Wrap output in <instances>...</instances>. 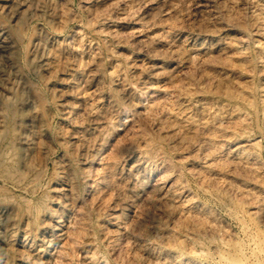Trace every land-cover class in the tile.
<instances>
[{"label":"rangeland","instance_id":"obj_1","mask_svg":"<svg viewBox=\"0 0 264 264\" xmlns=\"http://www.w3.org/2000/svg\"><path fill=\"white\" fill-rule=\"evenodd\" d=\"M44 263L264 264V0H0V264Z\"/></svg>","mask_w":264,"mask_h":264},{"label":"bare ground","instance_id":"obj_2","mask_svg":"<svg viewBox=\"0 0 264 264\" xmlns=\"http://www.w3.org/2000/svg\"><path fill=\"white\" fill-rule=\"evenodd\" d=\"M20 9H21V8H20ZM13 12H14V11H13ZM21 12H22V11H21ZM21 12H20V15H21ZM16 13L18 14V13H19V10H18ZM15 16L17 17V15H15ZM16 17H15L14 19H16ZM17 19H18V18H17ZM17 19H16V20H17ZM56 85H58V84L56 83ZM64 183H65V182H64ZM64 183H62V184H64ZM67 184H68V183H67ZM70 185H71V184H69V186H70ZM63 187H64V185H63ZM63 187H62V188H63ZM66 187H67V186H66ZM66 187H65V188H66ZM62 188H61V189H62ZM66 189H67V188H66ZM63 190H64V189H63ZM51 213H52V212H51ZM45 214H49V215H50V212H49V211H46L44 214H42V216L45 217V216H46ZM44 217H43V218H44ZM57 221L59 222L58 219H57ZM55 223H56V222H55ZM56 224H58V223H56ZM61 226H62V225H61ZM56 227H57V226H56ZM44 229H45V227H44ZM56 229H57V228H56ZM34 230H35V229H34ZM39 230H40V229H39ZM46 230H48V229H46ZM26 232H27V231H26ZM26 232H24V233H26ZM42 232H43V231H42ZM46 232H47V231H46ZM36 234H37V233H36ZM38 235H39V234H38ZM40 235H41V234H40ZM44 235H46V234L44 233ZM23 236H24V235H23ZM46 236H47V235H46ZM34 237H35V236H34ZM28 238H29V237H28ZM17 240H18V239H17ZM23 240H24V238H23ZM25 240H26V239H25ZM25 240H24V241H25ZM38 240H39V239H37V243H39ZM19 241H20V240H19ZM24 241H23V242H24ZM27 241H28V240H27ZM40 241H41V240H40ZM37 243H36V244H37ZM24 244H26V247H27V243L24 242ZM24 244H23L22 246H24ZM28 244H29V243H28ZM39 244H40V243H39ZM29 245H30V244H29ZM37 247H38V246H37ZM40 247H41V246H40ZM16 248H17V247H16ZM37 249H38V248H37ZM35 250H36V249H35ZM42 252H43V254H44L45 250H43ZM15 253H16V252H15ZM24 253H25V250H24ZM34 253H35V252H34ZM45 253H47V252H45ZM47 254H48V253H47ZM28 255H29V254H27V256H28ZM30 255H31V254H30ZM21 256H22V255H21ZM45 256H46V254H45ZM48 256H49V255H48ZM24 257H25V256H24ZM46 257H47V256H46ZM47 258H48V257H47ZM47 261H48V260H47ZM45 262H46V261H45ZM44 264H45V263H44ZM46 264H47V263H46Z\"/></svg>","mask_w":264,"mask_h":264}]
</instances>
